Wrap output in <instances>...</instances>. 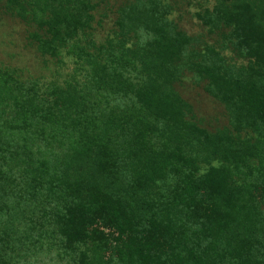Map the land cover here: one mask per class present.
Returning a JSON list of instances; mask_svg holds the SVG:
<instances>
[{
  "label": "trees",
  "instance_id": "16d2710c",
  "mask_svg": "<svg viewBox=\"0 0 264 264\" xmlns=\"http://www.w3.org/2000/svg\"><path fill=\"white\" fill-rule=\"evenodd\" d=\"M3 18L84 77L0 62V264H264V0H0ZM185 78L222 110L198 115Z\"/></svg>",
  "mask_w": 264,
  "mask_h": 264
},
{
  "label": "rangeland",
  "instance_id": "374dc122",
  "mask_svg": "<svg viewBox=\"0 0 264 264\" xmlns=\"http://www.w3.org/2000/svg\"><path fill=\"white\" fill-rule=\"evenodd\" d=\"M102 13V11H100ZM192 12L184 13L181 16L180 25L187 33H196L200 30V24L191 15ZM100 14L95 15V23L93 37L96 42H102L111 35L112 16L102 19L99 23ZM114 18V16H113ZM26 29L17 20L12 18H3L0 21V62L21 69L24 77L33 76L41 77L42 82H63L65 80L76 79L82 81L84 77V69L81 68L70 56L63 55L61 60L56 62L44 63L33 49L25 48ZM50 61V60H48ZM177 90L181 96L189 101L198 115L205 113L213 115L222 110L221 107L215 109L214 104L204 95L202 89L190 86L189 78H185L182 85ZM46 254L38 256L37 264H69L64 261L50 259ZM36 261V259L32 260ZM31 261V264H32ZM28 264V263H26ZM30 264V262H29Z\"/></svg>",
  "mask_w": 264,
  "mask_h": 264
}]
</instances>
